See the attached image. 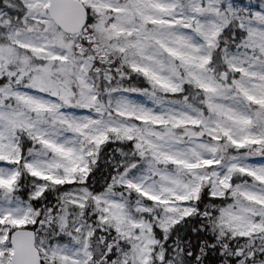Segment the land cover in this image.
I'll return each instance as SVG.
<instances>
[{
    "label": "snow or ice",
    "instance_id": "obj_1",
    "mask_svg": "<svg viewBox=\"0 0 264 264\" xmlns=\"http://www.w3.org/2000/svg\"><path fill=\"white\" fill-rule=\"evenodd\" d=\"M0 264H264V0H0Z\"/></svg>",
    "mask_w": 264,
    "mask_h": 264
},
{
    "label": "trees",
    "instance_id": "obj_2",
    "mask_svg": "<svg viewBox=\"0 0 264 264\" xmlns=\"http://www.w3.org/2000/svg\"><path fill=\"white\" fill-rule=\"evenodd\" d=\"M253 1H257L259 3V0H253ZM245 2H248V0H245Z\"/></svg>",
    "mask_w": 264,
    "mask_h": 264
},
{
    "label": "rangeland",
    "instance_id": "obj_3",
    "mask_svg": "<svg viewBox=\"0 0 264 264\" xmlns=\"http://www.w3.org/2000/svg\"><path fill=\"white\" fill-rule=\"evenodd\" d=\"M253 2H255V3H257V4H258V2H257V1H253Z\"/></svg>",
    "mask_w": 264,
    "mask_h": 264
}]
</instances>
